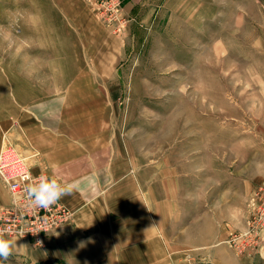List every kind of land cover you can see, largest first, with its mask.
Segmentation results:
<instances>
[{
    "label": "crops",
    "instance_id": "1",
    "mask_svg": "<svg viewBox=\"0 0 264 264\" xmlns=\"http://www.w3.org/2000/svg\"><path fill=\"white\" fill-rule=\"evenodd\" d=\"M2 2L14 6L11 21L24 20L30 29L0 34V149L9 142L28 159L34 176L47 172L75 188L61 199L73 220L51 232L45 248L11 238L25 248L0 264H264V249L239 256L226 244L231 233L247 228L250 197L264 178L262 144L238 146L233 156L228 145L227 157L210 156L198 142L189 148L178 144L153 161L137 157L113 106V87L137 84L134 73L120 82L119 71L133 64L120 61L128 49L123 41L104 36L110 32L87 0ZM55 4L70 44L57 92L51 82L43 90L32 72L23 73L33 69L38 23L53 21ZM261 5V0H127V34L131 41L136 30L151 29L155 14L168 15L174 30L198 31L227 13L225 6L234 7L240 28L249 13L245 7ZM22 6L30 7L27 13ZM5 18L0 11V21ZM4 70H13L14 78ZM9 202L0 181V206Z\"/></svg>",
    "mask_w": 264,
    "mask_h": 264
},
{
    "label": "rangeland",
    "instance_id": "2",
    "mask_svg": "<svg viewBox=\"0 0 264 264\" xmlns=\"http://www.w3.org/2000/svg\"><path fill=\"white\" fill-rule=\"evenodd\" d=\"M261 2L259 7H245L249 13L240 28L238 15L232 13L234 7L225 6L227 13L198 31L185 26L172 29L171 18L165 14L159 19L155 14V26L136 30L131 41L128 28L120 35L106 31L105 37H116L128 48L120 57L122 64L133 63L131 70H120L119 77L123 83L134 73L137 84L112 89L119 127L137 157L153 161L168 156L178 144L189 148L198 142L207 145L213 157L233 156L238 146L249 150L260 143L264 159V0ZM22 7L23 14L30 8ZM0 11L6 17L0 21V34L20 35L30 29L24 20H10L13 5L2 2ZM62 17L55 4L53 21L38 23L37 50L31 54L33 69L23 72H32L43 90L50 89V82L54 92L61 88L63 59L69 58ZM1 72L14 78L13 70ZM259 185H264V178ZM248 209L251 214L250 204Z\"/></svg>",
    "mask_w": 264,
    "mask_h": 264
},
{
    "label": "built area",
    "instance_id": "3",
    "mask_svg": "<svg viewBox=\"0 0 264 264\" xmlns=\"http://www.w3.org/2000/svg\"><path fill=\"white\" fill-rule=\"evenodd\" d=\"M90 1L96 19L110 32L120 35L129 27L131 18L125 11L127 0ZM51 177L47 172L34 176L28 159L9 142L1 147L0 181L10 195V202L0 206V229H6L11 234L9 238H18L16 234L22 232L24 236L20 239L45 248L47 236L73 220L74 213L61 199L46 209L28 206L26 186ZM249 204L252 213L247 228L231 233L226 244L241 255L252 256L264 249V185L256 188Z\"/></svg>",
    "mask_w": 264,
    "mask_h": 264
},
{
    "label": "clouds",
    "instance_id": "4",
    "mask_svg": "<svg viewBox=\"0 0 264 264\" xmlns=\"http://www.w3.org/2000/svg\"><path fill=\"white\" fill-rule=\"evenodd\" d=\"M74 188V184L59 182L55 175L50 179H40L26 186L28 206L49 208L69 195ZM10 235L6 229H0V261L8 260L15 252L25 248L23 245L17 246L18 239L24 236L22 232L16 234L18 239H11Z\"/></svg>",
    "mask_w": 264,
    "mask_h": 264
},
{
    "label": "bare ground",
    "instance_id": "5",
    "mask_svg": "<svg viewBox=\"0 0 264 264\" xmlns=\"http://www.w3.org/2000/svg\"><path fill=\"white\" fill-rule=\"evenodd\" d=\"M73 212V211H72ZM51 234V233H50Z\"/></svg>",
    "mask_w": 264,
    "mask_h": 264
}]
</instances>
